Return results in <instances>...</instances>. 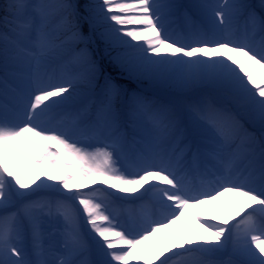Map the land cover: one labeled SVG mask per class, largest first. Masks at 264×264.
<instances>
[{
  "label": "snow or ice",
  "instance_id": "1",
  "mask_svg": "<svg viewBox=\"0 0 264 264\" xmlns=\"http://www.w3.org/2000/svg\"><path fill=\"white\" fill-rule=\"evenodd\" d=\"M181 8L187 28L173 34ZM4 10L0 264H264V14L240 0H92L83 11L7 0ZM94 37L129 76L189 95L129 94L94 59ZM226 195L243 199L225 210ZM128 201L141 211L122 220ZM206 204L221 213H193L206 236L190 228L161 242ZM148 241L152 255H135Z\"/></svg>",
  "mask_w": 264,
  "mask_h": 264
},
{
  "label": "rangeland",
  "instance_id": "2",
  "mask_svg": "<svg viewBox=\"0 0 264 264\" xmlns=\"http://www.w3.org/2000/svg\"><path fill=\"white\" fill-rule=\"evenodd\" d=\"M27 2L31 4V3H35L36 0H27ZM73 2L79 4L81 6V11H83V6L92 2V0H73ZM168 2L177 4V5L188 6L192 3H195L196 0H168ZM240 2L245 3L247 5H250L251 10L256 12L257 15L264 14V7L261 6L262 4H264V0H240ZM184 11H185V8H181L179 11L176 12V14L174 16H172L170 18V31L173 34H179L180 32L185 31L187 28V24H186L184 15H183ZM6 15H10V14L7 13L4 10L3 5L0 4V22L2 23V26L0 27V29L1 30L3 29L5 31V33L9 32V30H10V25L5 23V20L3 19ZM179 22L181 24V29H179V27L177 26ZM82 25H83V31H84L85 35H88L89 34V26H88L87 22L82 21ZM238 25L241 28L243 27V25H244L243 18H241L238 21ZM93 39L95 42L90 44L89 50L91 51L94 59L97 60V62L101 66V68L104 70L105 74L111 76L113 78V80L117 84L121 85L129 94L138 93L141 91L144 96H147V97L152 98V99L160 100V97L158 94L162 93L163 97L167 96L166 97L167 100L173 99L177 102H180V101H178V95H177L178 91L176 89L166 88V87L161 86V85H159L153 81H150L146 78H136V77L129 76L128 73L126 72V70L121 68L119 66V64H117L112 59V55H114L115 53H112L111 55H109L108 52L105 51V45H104L103 41L99 40L98 37H94ZM186 95H189V94H184V96H182L181 101H183L185 99ZM209 98L212 99L213 101H214V99H217L215 96H210ZM239 115L244 119V121L246 120L245 123H248L252 129L259 130V136L262 137V130L258 124L253 125V124L249 123L247 121V118H246L243 110H239ZM130 130L132 131V132L130 131L131 133L129 132V135H131V136H128V134H126V137H127L129 147H132L133 144H131L128 140V138H131V139L134 138V130L131 126H130ZM135 135H136V138L138 139L139 134L135 133ZM85 146H87V145H85ZM89 150H91V149H89ZM103 187H105V186H103ZM119 209H118V211H119ZM129 212L132 216H134V212H132V210H130ZM224 258L226 259L227 257H224Z\"/></svg>",
  "mask_w": 264,
  "mask_h": 264
},
{
  "label": "bare ground",
  "instance_id": "3",
  "mask_svg": "<svg viewBox=\"0 0 264 264\" xmlns=\"http://www.w3.org/2000/svg\"><path fill=\"white\" fill-rule=\"evenodd\" d=\"M177 95H178V101H181L182 96H184V94H182L178 91ZM97 183L99 184V182H97ZM125 195H127V194H125ZM242 199L243 198H241V197H233L231 195H226L224 197L226 204H220V207L224 208L225 210H232L235 208V204H233V201L234 200L240 201ZM138 204H140L138 201H128V202H125L122 205V207H120V208L122 210L125 209V211L123 210L125 215L129 216V215H131L129 211L133 210V209L136 210V207L138 206ZM194 212H200L202 218H206L205 213H207L208 215H215V216L221 215V213L213 205H207L206 204L202 208H198V209L189 208L186 210L185 216L182 217L181 220L177 221L176 224H174L171 228H169V229H167L164 232H161L159 234V239L161 240V242L167 243L168 238L171 237L172 235L178 236L180 232L186 233L188 231V229H190V228L196 229L197 238H199L200 236H206L207 233H205L203 231V229H200L198 227V225L196 224V222L194 221V219H193V213ZM128 216H127V218H128ZM119 218L124 220V217H122V214H120ZM127 218H126V220H127ZM152 252H153L152 242L148 241V242H145V244L142 245L141 248L137 250L135 255L150 256V255H152ZM130 264H143V261L142 260L137 261L136 259H133L130 262Z\"/></svg>",
  "mask_w": 264,
  "mask_h": 264
},
{
  "label": "trees",
  "instance_id": "4",
  "mask_svg": "<svg viewBox=\"0 0 264 264\" xmlns=\"http://www.w3.org/2000/svg\"><path fill=\"white\" fill-rule=\"evenodd\" d=\"M1 2V4L3 5V7H4V4L7 2V0H1L0 1ZM1 23V22H0ZM1 25V24H0Z\"/></svg>",
  "mask_w": 264,
  "mask_h": 264
}]
</instances>
